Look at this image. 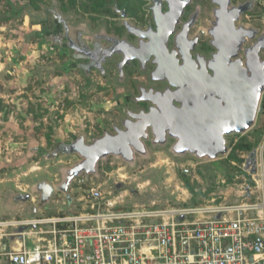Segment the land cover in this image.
<instances>
[{
  "label": "rangeland",
  "instance_id": "obj_1",
  "mask_svg": "<svg viewBox=\"0 0 264 264\" xmlns=\"http://www.w3.org/2000/svg\"><path fill=\"white\" fill-rule=\"evenodd\" d=\"M62 1L67 5L69 0H0L1 219L27 218L33 208L43 216L66 213L65 196L55 192L49 201H42L38 185H56L61 171L80 158L58 155L47 159L45 154L59 140L69 142L84 135L86 142H91L105 131L113 133L114 124L121 127L123 109L137 111L136 104L119 102L128 93L125 85L118 86L113 80L107 82L111 83L108 87L96 76L85 77L77 67L64 71L71 63L67 53L37 34L51 28V18L43 21V12L55 5L71 17L72 25L91 28L92 24L93 30L105 25L107 17H114L112 11L90 10L84 1L76 3L78 8L70 4L64 9ZM242 22L264 28V6L259 4L255 12L243 15ZM257 129L263 135L252 149L255 163L247 164L251 151L233 148L242 138L253 145L256 136L252 132ZM170 144L169 140L165 146H153L147 141L148 156L137 155L134 166L108 157L99 162L95 180L104 190L117 188L115 194L121 195L124 207L152 202L186 206L257 200L264 160V93L254 126L244 134L227 137V155L214 160L189 154L178 157L170 152ZM230 154L238 159L231 161Z\"/></svg>",
  "mask_w": 264,
  "mask_h": 264
},
{
  "label": "water",
  "instance_id": "obj_2",
  "mask_svg": "<svg viewBox=\"0 0 264 264\" xmlns=\"http://www.w3.org/2000/svg\"><path fill=\"white\" fill-rule=\"evenodd\" d=\"M208 1L212 7L202 33L215 49L208 61L209 65L213 64L214 73L202 76L200 90L192 96L187 95L184 88L186 78L179 67L175 69L168 64L161 76L168 86L164 90L150 88L134 99L135 102H149L151 106L147 111L127 110V115L120 121L121 127L114 124L113 133L105 131L91 142H86L84 135L69 142L57 141L51 152L45 154L47 159L58 155H77L80 159L61 171V181L56 185H38L44 199L61 192L69 200L73 179L82 174L98 177L99 162L108 157L134 166L137 155L148 156L147 141L153 146H165L172 139L169 150L173 155L182 157L189 154L198 159L214 160L228 154L229 135L244 134L254 126L264 93V28L242 22L243 15L251 10L253 0ZM191 2L151 0L149 9L155 30L127 27L128 31L147 37L148 43L160 42L163 51H167L165 43L171 36L176 46L179 39L199 41L201 34L194 37L190 33L200 9L188 19L182 18ZM163 4L166 10H163ZM109 39L114 41L115 38ZM86 51L87 55H93L96 44L86 46ZM109 53L121 54L120 65L127 59H138L136 55H126L125 49L113 46L107 49L106 55ZM75 59L82 61L76 67L87 77L89 69L100 68L93 56ZM103 60L105 57L101 58ZM251 154L254 156L255 150Z\"/></svg>",
  "mask_w": 264,
  "mask_h": 264
},
{
  "label": "built area",
  "instance_id": "obj_3",
  "mask_svg": "<svg viewBox=\"0 0 264 264\" xmlns=\"http://www.w3.org/2000/svg\"><path fill=\"white\" fill-rule=\"evenodd\" d=\"M262 164L248 203L124 207L117 188L82 174L66 213L0 217V264H264Z\"/></svg>",
  "mask_w": 264,
  "mask_h": 264
},
{
  "label": "flooded vegetation",
  "instance_id": "obj_4",
  "mask_svg": "<svg viewBox=\"0 0 264 264\" xmlns=\"http://www.w3.org/2000/svg\"><path fill=\"white\" fill-rule=\"evenodd\" d=\"M253 1V5L250 6L251 10L246 14L255 12L259 6L258 0ZM129 2L135 3L136 7L128 6ZM127 4L121 6L113 4L111 11L114 17H107L109 21L97 30H93L94 25L92 24L91 28H87L83 24L72 25L71 17L64 15L63 11L57 10L55 5L43 12L45 15L43 21H46L48 17L51 18V28L37 34L46 39L48 37L52 47L61 48L67 53L65 56L71 59V63L64 69L66 72L82 62L76 60L75 57H95V63L99 64L100 68L89 69L88 78L96 76L108 87L111 86V83L107 84V82L113 80L117 82L118 86L125 85L128 93H124L119 102L136 104L137 110L147 111L151 106L149 102L134 101L141 95V92H147L150 88L164 90L168 86L166 81L161 80L162 73L168 64L174 66L175 69L179 67L180 73L186 78L184 88L187 95L192 96L195 91H199L202 86V76L214 73L213 64L211 62L209 65L208 61L212 59L213 55L211 54L215 49L207 43V37L202 33L212 7L209 1L192 0L182 17L183 20L188 19L189 15L200 9L195 27L190 33L194 37L201 34L199 41L191 38L179 39L178 46H176L171 36L165 43L168 47L167 51H163L160 42L148 43L147 37L136 36L127 28L138 27L155 30V23L149 9L151 0H127ZM163 10H166L165 4H163ZM111 37L115 38L114 41H110ZM81 40L85 43H82ZM93 44H96V52L93 55H87L86 46L92 47ZM111 46L116 49H125L126 55H136L138 59H127L120 65L122 58L119 55L121 54L109 53L108 56L106 55L107 49ZM102 57H105V60L101 61ZM155 71L156 76L154 77ZM81 73L87 77L83 71ZM127 110L131 109H123L125 116ZM254 159V156H250L247 162L253 164ZM43 200L45 199L42 197Z\"/></svg>",
  "mask_w": 264,
  "mask_h": 264
},
{
  "label": "trees",
  "instance_id": "obj_5",
  "mask_svg": "<svg viewBox=\"0 0 264 264\" xmlns=\"http://www.w3.org/2000/svg\"><path fill=\"white\" fill-rule=\"evenodd\" d=\"M78 1H84L85 5L87 6V8H89L90 10H97V11H103V12H108V11H111V4H115V5H124V4H127V0H69L67 5L65 2H61V6L62 8H67L70 4H72L73 6H75L76 8L77 5L76 3ZM128 6H130L131 8H135L136 5L135 3H131L129 2L127 4ZM255 136H256V139L252 145V143L249 141V140H246L245 138H242L241 141H239L233 148V150H235L236 148H240L242 150H245V151H254L252 150L256 145H258V143L261 141V137L263 135V132L262 130H255L252 132ZM252 154H250L251 156ZM228 158L231 160V161H236L238 158H236L235 156H233V154H230V156H228ZM249 164V163H248ZM185 183L187 182L186 179H182Z\"/></svg>",
  "mask_w": 264,
  "mask_h": 264
},
{
  "label": "crops",
  "instance_id": "obj_6",
  "mask_svg": "<svg viewBox=\"0 0 264 264\" xmlns=\"http://www.w3.org/2000/svg\"><path fill=\"white\" fill-rule=\"evenodd\" d=\"M260 169H261V167H260ZM51 199V197L49 198V199H45V200H43V201H49ZM65 200H66V202L68 203V202H70L71 201V197H70V199L68 200L66 197H65ZM36 215H39L38 214V208H33V214L31 215V216H29V217H34V216H36ZM9 220V219H8Z\"/></svg>",
  "mask_w": 264,
  "mask_h": 264
}]
</instances>
